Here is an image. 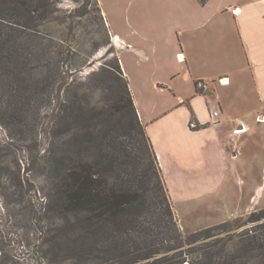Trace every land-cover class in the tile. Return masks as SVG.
<instances>
[{
  "label": "rangeland",
  "instance_id": "374dc122",
  "mask_svg": "<svg viewBox=\"0 0 264 264\" xmlns=\"http://www.w3.org/2000/svg\"><path fill=\"white\" fill-rule=\"evenodd\" d=\"M24 1L30 11L22 15V26L6 18L0 48V264H202L209 255L218 259L239 250L241 233L256 230L262 237L264 219L245 224L247 215L189 239L193 233L178 224L184 242L178 246L176 231L153 240L145 231L140 241L135 234L126 240L112 225L101 230L87 223V211L79 212L77 221L63 213L53 171L58 152L68 171L89 153L97 158V133H110L116 145H134L126 136L128 118L115 112L125 83L118 56L127 48L110 42L101 4L118 30L128 29L124 16L128 21L133 9L130 0ZM143 1L157 3L133 0L132 5ZM114 3L116 11L109 6ZM86 131L91 134L82 146L75 134ZM147 221L152 226L149 212ZM90 230L96 232L92 241ZM158 241H163L160 253L145 258ZM137 255L143 258L135 260Z\"/></svg>",
  "mask_w": 264,
  "mask_h": 264
},
{
  "label": "crops",
  "instance_id": "0c3cea01",
  "mask_svg": "<svg viewBox=\"0 0 264 264\" xmlns=\"http://www.w3.org/2000/svg\"><path fill=\"white\" fill-rule=\"evenodd\" d=\"M156 2L130 0L127 30L101 10L110 42L127 48L121 77L178 224L191 234L264 208V0ZM199 80L211 86L206 96ZM212 110L220 111L217 125L188 129Z\"/></svg>",
  "mask_w": 264,
  "mask_h": 264
},
{
  "label": "trees",
  "instance_id": "16d2710c",
  "mask_svg": "<svg viewBox=\"0 0 264 264\" xmlns=\"http://www.w3.org/2000/svg\"><path fill=\"white\" fill-rule=\"evenodd\" d=\"M30 8V4L24 0H0V48L5 42L6 18H13L14 24L22 26V15L30 11ZM115 112L128 118L129 129L126 136L129 137V142L134 140L132 148H126L123 142L113 144L115 139L110 133L102 132L97 133L100 141L97 158H94L95 154L88 152L90 155L86 157L87 159L76 162L68 171L64 170V157L61 153L58 152L53 160L56 194L62 212L71 214L77 221L79 212L87 211L91 214L85 220L87 223L96 224L101 230L112 225L119 231L121 237L124 235L122 239L126 240L132 239L131 236L135 234L137 241H140L141 233L145 231L151 240L158 234L167 237L169 233L176 231L180 238L178 246H182L183 236L177 230L178 220L156 154L144 126L139 121L126 82L123 84ZM90 134V131H86L85 134L76 133L75 139L81 137L80 144L84 146V139ZM148 212L153 217L152 226H146ZM260 219H264V209L248 214L244 222L252 223ZM260 226L264 229V223ZM211 229L213 227L195 232L187 239L203 235ZM89 234L91 236H88V241H92L93 237H96V232L90 230ZM239 239L241 244L239 250L233 254L219 255L218 259H215L216 255H213L214 257L209 255L202 264L208 262L239 264V259H243V264H248L252 260L264 264V234L261 237L257 235L256 230H250L241 233ZM126 240H122L121 244ZM161 243L163 241H158L157 244ZM158 245L149 250L144 257L159 254L158 250H162L163 245ZM129 253L131 252L127 250L126 255ZM142 258L137 255L135 260ZM182 262L183 260L180 263Z\"/></svg>",
  "mask_w": 264,
  "mask_h": 264
},
{
  "label": "built area",
  "instance_id": "2783aa9c",
  "mask_svg": "<svg viewBox=\"0 0 264 264\" xmlns=\"http://www.w3.org/2000/svg\"><path fill=\"white\" fill-rule=\"evenodd\" d=\"M218 83L221 85H225L228 83L227 79H219ZM196 90L197 92H199V94L205 95L207 94V92H209L210 90V85L207 81H203V80H199L196 82L195 84ZM219 114L220 111L219 110H212L209 112V120L206 123H198L195 120H190L188 122V129L191 131H198L200 129H202L205 126H209V125H217L219 123Z\"/></svg>",
  "mask_w": 264,
  "mask_h": 264
},
{
  "label": "bare ground",
  "instance_id": "6f19581e",
  "mask_svg": "<svg viewBox=\"0 0 264 264\" xmlns=\"http://www.w3.org/2000/svg\"><path fill=\"white\" fill-rule=\"evenodd\" d=\"M92 70H93V68H92ZM92 70H90V71H92Z\"/></svg>",
  "mask_w": 264,
  "mask_h": 264
}]
</instances>
